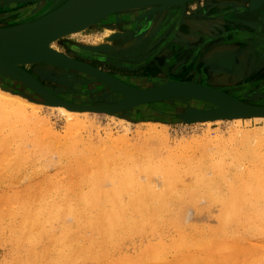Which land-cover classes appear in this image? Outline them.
Masks as SVG:
<instances>
[{
	"label": "rangeland",
	"instance_id": "1",
	"mask_svg": "<svg viewBox=\"0 0 264 264\" xmlns=\"http://www.w3.org/2000/svg\"><path fill=\"white\" fill-rule=\"evenodd\" d=\"M39 1L41 3L36 6H29L27 3L0 2V17H4L0 22L11 19H29V15H46L53 2ZM198 1L201 4L203 3V0H197L195 4L189 6L198 4ZM223 1L227 4L224 5L227 6L226 8L223 9L224 6H222L219 9L210 11L208 14L211 16L207 20V24L211 27L200 26L197 28L200 30H197L196 33H201L198 35L200 38L197 42L192 37L181 36L180 32L174 34V31L177 28L181 29L182 26L189 33L188 29L191 25L187 24H194V21L198 19L196 15H200L203 8L199 11L200 13L196 10L183 9V15H179L174 21L171 20L170 24L163 23L164 17L160 14L161 11L148 17L146 22L140 23H130L127 16H125L124 21L110 18L102 24L103 26L85 31L77 37L61 39L56 42L55 47L64 55L81 58L82 61L123 82L129 78L132 79V84L136 83V78H141L140 81L145 79H158L157 81H159L160 78L157 77L175 78L177 75H181V68H187L188 71L179 79L209 84L208 74L212 72L213 67L218 66L220 63L204 60L200 62L198 57L208 46L207 40L220 39L221 37L218 36H222L239 45L237 46L239 50L235 54L236 56L246 55V66L244 63H240L238 69H242L244 75L237 82L226 85L213 82L212 87L227 90L240 100L248 102V104L264 105V91L259 90L258 93L250 96V91L254 87L253 83L249 82L253 77L256 78L260 74L264 75V70L258 72L259 68H264V30L252 26L253 23L248 20L245 21V19L237 20L238 22L234 20L233 29L235 31L241 30L237 33L226 32L228 25L232 22H228L223 28H214V25L218 23L215 19L220 18V15H251L249 12L251 3L254 4L262 0H220L219 2L222 3ZM232 1L234 4H231ZM39 9H41L40 14L32 13ZM184 22L187 24H184ZM114 27L119 30L121 36L111 43L107 52L94 51L93 48L100 47L97 44L100 43L98 40L102 38L101 31L105 28ZM100 28L103 29L100 31ZM211 28H213L212 33L210 32ZM206 31H209V33ZM176 47H180L178 49L182 48V51H184L182 54L184 57L186 56L185 59H183L184 57L181 58V50L174 51V49H177ZM132 50H140V52L143 50L142 56H140V53L139 56L133 55ZM125 52H131V55L122 58L121 55ZM251 60L254 61V64L251 63ZM152 64H155L156 67L151 69L150 65ZM27 69L53 95L66 102L84 106L91 103L98 105L99 103H105L108 98L112 102L111 104H115L124 98L121 94L110 91L109 88L94 87L93 80L80 75L76 76L67 70L62 69V74H60L61 71L51 68V66H41L38 69L27 67ZM77 77L79 78L77 79ZM181 80L178 81L181 82ZM0 88L2 91L21 95L39 104L44 102L34 96L33 91L30 92L23 88L22 84L16 79L2 73H0ZM136 88L139 87L136 86ZM261 89L264 90V88ZM245 90H248L249 96L242 94V91ZM101 93L105 94L107 98L101 96ZM94 102H97V104ZM182 103L187 105V103ZM175 104V102L166 104L171 109L157 105L149 109L127 108L128 110H122L116 115L100 113L85 118L87 123L84 126L71 125L64 116L48 107L38 110L39 117L29 118L27 123L18 120L15 115L8 114L7 122L4 124L2 120L5 118L0 114V125L3 124L4 130H6L3 135H8L9 131L11 133L7 137L9 139L7 141L9 143L8 150H3L0 147V264L66 263L65 257L71 247L67 242L69 241V236H67L69 234L66 233L68 228H65L64 225L74 222L72 217L77 212L80 213L82 209V211L86 210L88 214L90 213L91 221L92 219L95 221L101 215L110 214L113 210L119 208L130 209L131 205H138V203H133L132 199L140 190L126 187V180L130 178H135L142 187L152 194H154L152 191H155L164 194V196L168 195L164 199V201H167L148 197L149 201L146 199V206L149 204L150 208L147 207L150 210L152 209V213L148 209L143 211L140 208L141 206H135L127 211L128 213L126 212L128 221L134 219L135 222L141 223L140 221L145 220L143 224L146 225L148 224L145 222L151 221L150 214L158 212V217H161V219L152 224L149 223L148 230L137 231L136 235L121 243L113 251L111 259L105 261L107 264L111 261H119L123 257L135 259L141 251H147L151 245L155 246L157 244L155 247H159L160 236L151 230L159 231L160 229L151 225H167L166 228L163 227V233L167 232L162 237L163 243L165 244L167 241V245H170L172 240H179L181 232L189 234L191 230L186 232L187 229L199 228L206 232L211 228H217L220 225L219 216L222 213L221 203L219 204L217 201L218 196L229 200L232 198V194L229 192L227 185H223L221 188L217 185V196L215 195L217 199L214 196H212L214 197L212 200L208 196L204 197L203 195L207 193L202 190H206L207 185L200 186L198 179L199 177L210 179L215 176L213 169L210 167L209 155L219 156L217 154H220L227 160L225 166L226 178L230 183H234L237 180L236 175L248 166L247 164L237 168L238 164L234 161L237 152L240 155L244 152L242 149L243 135L245 133V135H254V133L264 132V123L253 119L244 120L239 128L240 131L235 130L234 126L228 124V122L212 125H192L181 121L179 116L183 114V110L174 109ZM4 116L6 117V114ZM46 121L48 125L44 123ZM149 124H154V126L158 124L155 126L157 131L151 132ZM13 132H17V134ZM241 132L244 133L241 134ZM251 141L254 146L258 140L255 138ZM178 154L181 155V159H178V162H180H177L176 166L181 177L178 174L179 179L175 183V187L170 190L164 189L163 177L159 173L151 178L150 174L143 170L145 167H154L157 161L162 159H177ZM202 155H205L208 159L203 160ZM98 159L103 161L99 164ZM85 165L87 168H84ZM81 168H83V172ZM200 169L203 171L200 172ZM198 172H200V175ZM131 189H133L132 192H129ZM214 189L213 193L216 194V189ZM116 191L119 192V198L118 201L113 202L108 197ZM163 191L166 192L163 193ZM168 191H171V195ZM191 193L198 194L199 200H197L198 198L195 199L197 201L191 199L193 195ZM92 194H95L93 198H91ZM172 198H175V200ZM87 199L90 201L93 199V202L87 201ZM152 206L159 209L155 211ZM164 207L166 208L164 209ZM26 209L31 212L26 213ZM70 209L71 211L68 212ZM34 210L36 215L38 212H42V214L39 213L35 225L33 219H36V215L32 213ZM57 210L59 213L56 214ZM134 211H138V213ZM31 213L30 217L29 214ZM61 213L65 215L63 216ZM68 213L73 214L70 216ZM43 214L45 215L43 216ZM76 216L79 217V215ZM45 217L47 219L43 221ZM51 217H55V219L51 221ZM130 217L134 218L130 219ZM24 218L28 220H23V223L26 222L23 225L20 222ZM173 221L175 222L173 223ZM30 222L34 225L31 234H29ZM165 222L167 223L164 224ZM69 224L67 227H69ZM179 224L183 226V229L180 228ZM21 226L22 233L19 231ZM24 228L27 229L22 230ZM26 230H29L28 234L24 232ZM85 230L83 229V237L78 243L84 249L89 246L86 238L93 235L92 232ZM141 231H143L144 236H140ZM243 235L247 236L249 247L254 246L251 242L261 241V238L252 237L251 234L243 233ZM100 236L97 233L94 235L96 239H100ZM158 236L159 238H157ZM25 237H30L31 241ZM50 238L53 239L54 243ZM59 238L60 240L57 241ZM56 241L60 243L65 241L66 243H64L68 244L69 247L68 245L67 247L65 245L63 247L61 244L58 245L59 243L57 244ZM50 248L51 250H49ZM58 249L65 252L61 251L60 253ZM263 251L261 250L260 253ZM62 253L63 256L67 253L64 258L62 256L64 261L60 258ZM168 256L169 261H173L176 254L172 252ZM262 257H264V254ZM80 258V253L73 255L74 262H79L77 264H101L90 260H85V263H82L84 260Z\"/></svg>",
	"mask_w": 264,
	"mask_h": 264
},
{
	"label": "bare ground",
	"instance_id": "2",
	"mask_svg": "<svg viewBox=\"0 0 264 264\" xmlns=\"http://www.w3.org/2000/svg\"><path fill=\"white\" fill-rule=\"evenodd\" d=\"M2 1L7 3L6 0H0L1 3H3ZM143 1H146V0H110V6L115 5V7H117V9H118V10L116 9L117 11H114V12L109 13V14H108V12L100 14L99 16L95 17L93 20H91V21L87 22L86 24L74 29L73 31H70V32L60 36L59 38L55 39L54 41H52L49 44H44L38 48L29 50V51H24V52L19 53V54H15V55H11V56H8L5 58H1L0 59V70L10 71L13 73L19 72L20 70H24L28 74V76H30L31 78L36 80L37 83H39L42 87H44L34 77V75L27 69V67H32L33 69H38V67H41V66H48V67L51 66V68L58 69L59 71H61L63 69V70H67L68 72L75 74L76 76L77 75L84 76L85 78H87L89 80H93V83H94L93 86L94 87L109 88L110 91L119 93L122 96H123V93L116 91L117 89L111 88L109 86L110 84H108L106 82V80H109V79L114 80L115 82L126 86L131 91L136 90V91H134L135 93H137V90H142V92L154 91V89L162 87V86L171 87V86H178L181 84H183V85H192L193 84V85H196L198 87L215 90L219 93L227 95V96L241 102L244 105H247V106H250L253 108H257V109H264V105H253L250 103L248 104V102L240 100L238 97L232 95L227 90L217 89L215 87H212L213 84H211V83L201 84V83H198L195 81H184V80L179 79L185 75L184 73H183V75H177L175 78L157 77V78H160L159 81H157L158 79L157 80L145 79V80L140 81L141 78H136L137 80L135 81L136 82L135 84H132V79L129 78V79H126L127 81H125L128 83V85H127V83H125L121 80H118L116 77H114V76H112V75H110L104 71H101L97 67H94V66L82 61L81 58H78V57L72 58V57L66 56L60 50L56 49V47H55L56 42L60 41L61 39L77 37L78 35H81L85 31H88V30L96 28V27L103 26L102 24H104L110 18H112V19L116 18L118 20L120 19L121 21H124L125 16H127L129 18L130 23H136V22L140 23V22H144V21L146 22L148 17L156 15L159 11H161L160 14H162V17H164L163 23L165 22V24H168V23L170 24V21L171 20L174 21L179 16L180 12L183 15V13H182L183 9H191V10H196V12H199L201 10V8H203V12L200 15H196L198 17V19H196V21H194V24H187L184 22V24L191 25V27H189V29H188V31H189L188 34H191V33L196 34L197 28L200 26L211 27V25L207 24V20L210 19L209 17L211 16V15H208L210 13V11L219 9L222 6L227 5L226 3H224V1L222 3H220L219 2L220 0H203L202 4L200 3V1H198V4H196L194 6H189V5L195 4L197 0H185L184 2H182V4L177 5V6H172L169 8H167L165 6L158 5V4L140 7V5ZM44 2L48 3V2H52V1H45L44 0ZM57 2H59V1L57 0ZM38 3H41V1L32 0L27 4L29 6H36ZM199 3L201 4V6ZM61 4H64V3H61ZM61 4L58 6L61 7ZM231 4H234V2L232 1ZM135 6H137V7H135ZM226 7L227 6H224L223 9ZM249 8L254 10V11H258V12L264 10V0L257 1L254 4L251 3ZM32 13L40 14L41 9H39L35 12H32ZM47 14H49V13H47ZM160 14H158V15H160ZM251 15H260V14L255 13V14H251ZM43 16L44 15H36V16L29 15L28 16L29 19L21 18V20L19 19L20 21L11 19L9 21L0 22V35H12L15 33L28 31V30L32 29L38 23V20L41 19V17H43ZM220 16H221L220 18L215 19L218 23H216L214 25V28L217 27V29H220V28H223L225 25L228 24V21L226 20V18H223V15H220ZM5 17L9 18L8 16H5ZM26 17H27V15H26ZM3 18L4 17H0V21H2ZM243 19H245V21L248 20V21L252 22L253 23L252 26H255L257 28L264 30V14L262 16L261 22H259V20H258L259 18L257 19L255 17L251 18V17L245 16V18H243ZM235 21H237V20H235ZM187 22H189V21H187ZM252 26H251V28H253ZM102 29L103 28H100V31ZM212 29L213 28L210 29V32L213 31ZM135 30H137V29H135ZM183 30L184 29L181 26V29L177 28L175 31H176V34H178L179 32L181 33ZM206 32L209 33V31H206ZM101 33H102V38L100 37L101 39L98 40V42H100V43H98V42H97L98 44L96 43L97 46H100V47L111 46V43L113 41H115L117 39V37L121 36L119 34V30L115 27L114 28H105L101 31ZM225 37H227V36H225ZM207 41L210 42L211 39L207 40ZM216 41H214L212 43H215ZM227 41H228V39L225 38V40H223L222 43H225ZM91 47L93 48V46H91ZM171 47H173V46H171ZM97 48H99V47H95L93 49H97ZM129 50H131V49H129ZM143 50L141 52H140V50H136V51L132 50V54L139 56V53H140V56H142ZM130 55H131V52H125L121 55V57L127 58ZM183 57H184V55L182 54L181 58H183ZM210 57H214V56L209 55V58ZM245 57H246L245 54H240L237 58V60H238L237 63H235V60L232 56H228V57L226 56V57L222 58L220 60V64H222L224 69L227 70V71H225L226 73H221L223 76L222 75L216 76V75H214L215 73L213 72V70H214L213 69L214 67H213L212 72L210 74H208V81L209 82L213 81V82L219 83L220 85H224V84L226 85V84L237 82V80L244 75L243 70L238 69V67H239L240 63H242L246 60ZM59 59H61V61H62V59H69L67 61H69L70 63H73L75 66H77L78 68H80L82 70L74 69V68L73 69L66 68L65 66H67V65L61 64L60 62L57 63L58 61H60ZM64 61H66V60H64ZM251 63L254 64V61L251 60ZM58 64L64 65V66H58ZM83 70H85V71H83ZM91 70L96 71L99 74L98 76H100L102 78L91 73ZM59 71H58V73H60ZM60 74H62V71ZM78 78L79 77H77V79ZM175 80H177V81H175ZM178 80H181V82H179ZM137 82H139V83H137ZM170 84H173V85H170ZM129 85H132V86H129ZM142 85H144V86H142ZM136 86L139 88H136ZM1 88H0V95H2V96H0V114H2V116L5 118L4 120H2L4 124L7 122L8 114L15 115V117L18 120L20 119V121L27 123V119H29V118L30 119L38 118L39 117L38 116L39 115L38 110H42L44 107H48L53 111H57L58 113H60V115L64 116L70 122L71 125H77V126L86 125L87 122L85 121V118H87L88 116L99 115L100 113H107V114H111V115H116V113L122 111L120 109L117 111H112V112L96 111V110H94V108H90V107L80 105V104H73L71 102L63 101L59 98L58 99L60 101H58V100L53 101V102H55L54 105L53 104H51V105L46 104L45 100H43L44 102L39 104V103H36L34 101H31L30 99H28L26 97L21 96V95L2 91ZM44 88L47 89L46 87H44ZM49 91L50 90H48V92ZM50 94L52 95L53 93H51V91H50ZM49 97L52 98L51 96H49ZM173 102L176 103L173 107L174 109H182L183 110V114H180L181 116L185 115L187 113L188 109H192V108L196 109L198 111H201L203 113L204 112L209 113V112H212L213 110H215V112H217L215 114H212L211 117H199V116L194 117L193 116V118L190 119L188 122L192 125H197V124L212 125V124H221L223 122H228V124L230 123L231 125L234 126L233 128L235 130L240 131L239 128H240V126L244 120L253 119L256 121H260V122L262 121L264 123V114H259V115H254V116L223 117L221 114H218V112L221 111L218 108L219 106H217L213 103H208V102L202 101L201 99H198V98H191V97H180V96L179 97H168L165 99H161L160 101L159 100H156V101L153 100L151 102L150 101L144 102L143 104L137 106L136 108L149 109V108H152V107L157 106V105L162 106V108H169L168 105H166V104H172ZM182 102L187 103V105L183 104ZM111 105H113V104H111ZM95 106H98V105H95ZM169 109H171V108H169ZM5 114H6V117L4 116ZM44 123L47 124V121ZM157 125L158 124H155V126H157ZM155 126H154V124H149L151 132L157 131V128ZM4 129L5 128L3 127V124H1L0 125V137H1L0 138L1 139L0 140V147L3 150L7 151L8 150V144H9V143H7V141L9 140V139H7V137L11 133L9 131L8 135H6V136L3 135V133L6 131ZM11 131H12V129H11ZM13 133L17 134V132H13ZM243 133L241 132V134H243ZM15 134H14V136H15ZM238 134H240V133H238ZM245 134L243 135V144H242V149L244 150V152L240 155L236 151L237 155L235 156L234 161L236 162V164H238L237 168H239L240 166H245L247 164H248V166H246L244 168V170L240 171V173H238L236 175L237 180L234 183H230L226 178L227 176L225 173V171H226L225 166L227 164V160L225 157H222L223 155H220V154H217L219 156H214V155L210 156L209 155L210 161H211L210 167L213 169L215 176L211 177L210 179H208L207 177L204 178V177L198 176L200 186L201 185H207L206 190H202V191H205V193H207L206 195L205 194L203 195L204 197L208 196L212 200V198H214L215 195L217 196V189H218L217 185L219 186V188H221V186H223V185H227L229 187V192L232 194V198L229 200H225L219 196H218V199L215 197L217 199V201L219 202V204L221 203L220 205H221V212H222L221 215L219 216L220 225L217 228H215V229L211 228L206 232H203L199 228L187 229V230H185L186 232L191 230L189 232V234H187V233L184 234V232L183 233L181 232L179 240H172L170 242L171 244L167 245V241L164 244L163 240H162V237L165 236V233L167 232V231H165L163 233V230H164L163 227H165L167 225H163L162 223L161 224L163 226L162 225L159 226L158 224L157 225H151V226H155L156 228L160 229L159 231L151 230L153 233H157L160 236V238H159V236L157 237V238L161 239L160 240L161 242L158 243L159 247H155L157 244H155V246L150 244L151 246L147 249V251H143V252L141 251L140 255L137 256L135 259L123 257V258H120L119 261H116V262L111 261L108 264H230V263L231 264H264V257H262V255L264 254V251L260 253L261 250H264V132L254 133V135H252V134L251 135H245ZM247 134H249V133H247ZM233 135L237 137L236 134L233 133ZM14 138H17V137H14ZM255 138L258 141H257V144H255L253 146L251 144V142H252L251 139H255ZM222 142H219V143H222ZM106 155H108V154H106ZM232 157H234V156H232ZM205 158H207V157H205V155H202V159L204 160ZM178 159L179 160L181 159L180 154L177 155V159H168V160L162 159L160 161H157V163H156V165H154V167H152V168L145 167L143 170L145 172H147L148 174H150L151 178L154 175H156L157 173H159L163 177L162 182H163V185L165 187L164 189L170 190L171 188L175 187V183L179 179V175H180L179 169L176 166ZM98 161L100 164V162H102L103 160L98 159ZM84 168H87V166L85 165ZM84 170H86V169H84ZM201 170L202 169H200V172H201ZM81 171L83 172V168H81ZM200 172H198L199 175H200ZM102 177H100V178H102ZM180 177H181V175H180ZM164 178H166L167 180H165ZM126 187L127 188H134L135 190H140L138 193H136L135 197L132 199L133 203H138V205H131L130 209H132L135 206H141L140 208H142L143 211H147V209L149 207V204L147 205L148 207L146 206V204H147L146 202L149 201L147 199L148 197H152L153 199L157 198L158 200L163 199V201H164V199H166L168 196V195L164 196V194L159 193V192H155V191H152L154 194L150 193L148 190H146L144 187H142L135 178H130L129 180H126ZM214 188L216 189V194H215V192L213 193ZM95 189H97V188H95ZM199 189H200V187H199ZM202 189H203V186H202ZM132 190L133 189L129 190V192L130 191L132 192ZM164 192H166V191H163V193ZM168 192H169V195H171L170 194L171 191H168ZM195 192H199V191H195ZM180 194H182V193H180ZM183 194H184V191H183ZM191 194H193V193H191ZM200 194H201V192H200ZM93 195H95V194H92V197L91 196L90 197L93 198ZM197 195L193 194L191 199L193 198L195 200L198 198L197 200H199L200 197H197ZM174 196H175V194H174ZM212 196H214V197H212ZM90 197H86V198H90ZM172 197H173V195H172ZM108 198H110L113 202L118 201L119 192L116 191L114 193H111L110 197H108ZM201 198H202V196H201ZM146 199H147V201H146ZM172 199L175 200V198H172ZM174 200H170V201H174ZM197 200H195V201H197ZM87 201H90V200L87 199ZM87 201H85V202H87ZM95 201H97V200H95ZM166 201L167 200H165L164 202H166ZM213 201L216 202L215 200H213ZM90 202H93V199ZM85 204H87V203H85ZM91 206H93V205H91ZM152 207H153V209H155L154 206H152ZM93 208L95 209V206ZM93 208H92V210H93ZM165 208L166 207H164V209ZM71 209L68 210V212L71 211ZM102 209H104V208H102ZM130 209L119 208L117 210H113V212H111L110 214L101 215L95 221L93 219H92V221L90 220V216H89L90 213L88 214L86 210L85 211H82L83 209L81 211L78 210V211H80V213L77 212L76 215H79V217L74 215L75 217L74 216L72 217L74 222H72L71 224L68 223L69 227H67L68 224L64 225V226H66L65 228H68V231H69L68 232L65 229V231H67L66 233L69 234V235H67V236H69L68 237L69 241H67V242L71 247L70 248L71 252L69 251L68 255H66L67 253H65L66 263H64V262H62V263L63 264H77V263H79V262H74L73 255H77L80 253V256H81L80 259L84 260V261H82V263L83 262L85 263V260H90V261H94L96 263L107 264L105 261L107 259H111L113 251H115L121 243L125 242L127 239H130L131 237L136 235L135 233H137V231L146 230L148 228L149 223L152 224V223L161 219V217L160 218L158 217V214H157L158 212H157L156 214H150L151 221L145 222L148 225L143 224L145 220H142L143 222L140 221L141 223H138V221L135 222L133 219L134 217L133 218L130 217V219H133V221H128L126 219V216H128V215H126V214L128 213L127 211H129ZM157 209H159V208H157ZM157 209H155V211ZM54 210H56V209H54ZM148 210H150V209H148ZM26 211H27V209H26ZM29 211H27L26 213H29ZM100 211H101V209H100ZM151 211H152V209L150 210V212ZM35 212L36 211L34 210L32 213H35ZM106 212H107V210H106ZM139 212L141 213L142 211H139ZM32 213L29 214L30 217H31ZM39 213L40 212H38L37 215H36V213L34 214V215H36L35 220L32 218L34 223L31 220V222L34 225L37 222V217L40 214H42V212L40 214ZM53 213H55V212L53 211ZM57 213H59L58 210L56 211V214ZM135 213H138V211H136ZM51 214H49V215L51 216ZM69 214L70 213H68V215ZM72 214H70V216H72ZM101 214H103V213L101 212ZM44 215L45 214H43V216ZM60 215H59V217H60ZM66 215H67V213H66ZM27 216H28V214H27ZM52 216H53V214H52ZM46 217L43 218V221H46V219L48 218V217L47 218ZM59 217H58V219H60ZM26 218L22 219V222H20V223L24 225L26 222L24 221V223H23V220H28ZM41 218H42V216H41ZM179 218H180V216H179ZM50 219L52 221V219H55V217L54 218L51 217ZM146 219H148V218L146 217ZM51 221L49 220V222H51ZM31 222L29 224V227H31L29 229L30 231L29 230L24 231L27 234L29 232H30L29 234H31V229L34 226L33 224H31ZM174 222L175 221H173V223ZM40 223H43V222H40ZM166 223L167 222H165L164 224H166ZM179 223H181V222H179ZM168 225H169V223H168ZM179 226H180V224H179ZM21 228H22V226L20 227L19 231H21ZM156 228H154V229H156ZM180 228L183 229V226L181 225ZM25 229H27V228H24L22 230H25ZM83 229H86L85 231H90L93 233L92 236L86 238V242H88V244H89V246L86 249H84L83 246L80 247L78 244L80 242L81 238L83 237V233H84ZM182 231H184V230H182ZM24 232H23V234H24ZM142 232L143 231L140 232V234H141L140 236L143 235ZM20 233H22V231ZM96 233L101 235L100 239H96L94 237V235ZM243 233L251 234V236L255 237V238H261V241H258L255 243L251 242V244L254 246L249 247L247 244V236L243 235ZM157 234H156V236H157ZM151 235H153V234H151ZM29 236L31 237L32 235H29ZM30 237H28V238L25 237V238L27 240L28 239L30 240L31 239ZM57 238H58V236H57ZM50 239H52V238H50ZM27 240H25V241H27ZM54 240H55V238H54ZM59 240H60V238L57 241H59ZM51 241H53V239ZM57 241H56V243L57 244L59 243L58 245L61 244L63 247H64V245L66 247L68 245V244H65L66 243L65 241H64L65 243L62 242L64 244L57 242ZM53 243H54V241H53ZM69 245H68V247H69ZM49 250H51V248ZM49 250H47V251L49 252ZM58 251H59V249H58ZM61 251L62 250L60 249L59 252L61 253ZM172 252H174L176 254V256H175L173 261H169V258H167V256H168V254H171ZM63 253H62L60 258H62ZM64 256H63V258H64ZM63 261H64V259H63Z\"/></svg>",
	"mask_w": 264,
	"mask_h": 264
},
{
	"label": "water",
	"instance_id": "3",
	"mask_svg": "<svg viewBox=\"0 0 264 264\" xmlns=\"http://www.w3.org/2000/svg\"><path fill=\"white\" fill-rule=\"evenodd\" d=\"M7 2H16L21 4L29 3L32 0H6ZM52 1L53 5L49 9L47 15L41 17L38 20V23L30 30L20 33H15L12 35H0V59L5 58L11 55L19 54L24 51H29L35 48H38L44 44H49L55 39L59 38L60 36L73 31L74 29L86 24L87 22L93 20L95 17L99 16L100 14L112 13L117 11V7L110 6V0H46ZM185 0H146L143 1L140 5L141 6H151V5H161L167 8L172 6H177L182 4ZM61 3V7L58 6ZM137 7V6H135ZM117 9V10H116ZM251 14L258 13L260 15H223V18L232 24L228 25V30L231 33H237L241 30L235 31L233 29V19L234 20H241L247 17L251 18H259V22L262 21V16L264 14V10L262 11H254L249 9ZM234 36V35H233ZM110 48L108 47H99L97 49H93L94 51L99 52H107ZM57 63H61L66 68L69 69H80L75 66L73 63H70L69 59H59ZM66 60V61H64ZM58 64V66H64ZM82 70V69H80ZM85 71V70H83ZM0 73L7 75L13 79H16L19 83L22 84L23 88L33 91V95L37 96L39 100H45L46 104H53V101H60L56 98L53 94H50L47 89L42 87L39 83L36 82L33 78L28 76V74L24 70H20L19 72L13 73L10 71L0 70ZM91 73L98 76L99 74L91 70ZM100 77V76H98ZM102 78V77H100ZM33 79V80H32ZM111 88L117 89L125 95L123 99H120L118 103L111 105V101L105 97V94L101 93V96L107 98L105 103H99L98 106L92 105H85L90 108H94L96 111L102 112H112L117 110H125L127 108L134 109L137 106L143 104L144 102L148 101H156L165 99L168 97H191V98H198L202 101L213 103L221 110L218 114H221L223 117H233V116H254L259 114H264V109H257L247 105L242 104L241 102L219 93L215 90L207 89L198 87L196 85H178V86H162L159 88L154 89V91H145L137 90V93L130 90L126 86L115 82L114 80H106ZM173 85V84H170ZM58 94V93H57ZM51 96L52 98H50ZM110 101V102H109ZM97 104V102H94ZM45 104V105H46ZM76 104V103H73ZM98 108V109H97ZM75 109V108H74ZM128 110V109H127ZM213 110V109H212ZM211 110V111H212ZM214 111V112H213ZM209 113H203L196 109H188L187 113L181 117V121L184 123H188L193 116L199 117H211L212 114H215V110Z\"/></svg>",
	"mask_w": 264,
	"mask_h": 264
},
{
	"label": "crops",
	"instance_id": "4",
	"mask_svg": "<svg viewBox=\"0 0 264 264\" xmlns=\"http://www.w3.org/2000/svg\"><path fill=\"white\" fill-rule=\"evenodd\" d=\"M233 21H234V19H233ZM197 30H200V29H197ZM226 32L228 33V32H230V30L226 29ZM200 34L201 33H196V34H192L191 33L189 35L186 30H183L181 32V36H183V37H185V36L192 37V38L195 39V42H197L199 40L200 36H198V35H200ZM218 37H221V38L219 39ZM218 37H217L218 39L213 38V40H211L210 42H208L209 43V44H207L208 46L205 47L203 53L198 57V60L200 62L204 60V61H210L212 63L218 61L220 63V60L222 58H224L226 56L227 57L228 56H232L234 58V60H235V63H237L238 62V60H237L238 56H236L235 52H238L239 47H237V46H239V45H237V44H235L233 42H230V40L228 38H227L228 39L227 42L222 43V41L225 40V38H223L222 36H218ZM214 41H216V42L215 43H212ZM176 48L177 49H174V51L181 50V54L184 52V51H182V48L181 49H178L180 47H176ZM209 55L210 56H214V57H210L209 58ZM185 57L183 59H185ZM245 58L247 59V57H245ZM242 63L245 64V61L242 62ZM245 66H246V64H245ZM213 69H214L213 72L215 73L214 75H216V76L217 75H222L221 73H226L225 71H227L226 69H224V67L222 66V64H219L218 66L214 67ZM181 70H182L181 71L182 75H183V73L185 74L188 71L187 68H185V69L184 68H181ZM259 71L260 70H258V72ZM251 77H253V76H251ZM210 83L213 84V81H211Z\"/></svg>",
	"mask_w": 264,
	"mask_h": 264
},
{
	"label": "flooded vegetation",
	"instance_id": "5",
	"mask_svg": "<svg viewBox=\"0 0 264 264\" xmlns=\"http://www.w3.org/2000/svg\"><path fill=\"white\" fill-rule=\"evenodd\" d=\"M207 5H208V4H207ZM179 15H182L181 12H180ZM174 34H176V31H175ZM150 66H151V67H150L151 69L156 67L155 64H152V65H150ZM157 66H158V65H157ZM148 70H149V69H148ZM148 70H147V72H148ZM259 70H260V72H261L262 70H264V68L261 67V68H259ZM181 71H182V70H181ZM145 75H146V74H145ZM181 75H182V74H181ZM148 76H149V74H148ZM182 77H183V76H182ZM254 80H256V81H254ZM249 82L253 83L252 85H253V87H254V88L250 91V96L253 95L254 93H258L259 90L264 91V90L261 89V88H264V87H263V86H264V75L262 76V75L260 74L259 76H256V78L253 77V79L250 80ZM243 89H244V88H243ZM247 92H248V90L242 91V94L245 95V96H249V94H248Z\"/></svg>",
	"mask_w": 264,
	"mask_h": 264
}]
</instances>
